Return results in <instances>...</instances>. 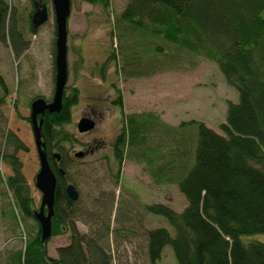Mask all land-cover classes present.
<instances>
[{
    "label": "trees",
    "instance_id": "trees-1",
    "mask_svg": "<svg viewBox=\"0 0 264 264\" xmlns=\"http://www.w3.org/2000/svg\"><path fill=\"white\" fill-rule=\"evenodd\" d=\"M84 1L113 14L112 0ZM36 2L31 0L26 20L8 0H0V42L10 46L17 58L30 46L26 33L38 31L33 22ZM23 21H28L29 30ZM113 31L122 71L129 77L191 71L201 59H208L239 92L237 102L228 101L222 133L202 121L181 124L197 125L194 141H182L181 126L166 123L158 113L125 115L112 143L119 172L125 158L146 163L155 184H176L187 201L182 212L163 203L144 204L147 213L166 217L175 229V235L166 227L146 230L148 260L158 264L170 244L178 264H264V242L244 240L264 234V0H128L114 14ZM0 82L6 95L9 89L1 75ZM78 97L77 87L71 95L64 92L59 110L47 111L41 124L44 149L57 176L52 237L71 234L70 243L58 248L57 258L47 251L51 237L45 243L41 240L35 200L17 155L25 145L7 131L10 145L5 147V159L12 166L7 185L19 216L11 209L16 221L33 219L36 225L23 238V246L7 254L6 264H115L111 234L126 230L111 226L113 213L120 221L119 202L115 210L112 199L107 214L94 220L98 226L82 233L76 226L80 199L72 200L66 190L68 181L78 188L66 147L77 143L68 124ZM55 153L61 155L59 161ZM114 176L119 178L118 172Z\"/></svg>",
    "mask_w": 264,
    "mask_h": 264
},
{
    "label": "rangeland",
    "instance_id": "rangeland-1",
    "mask_svg": "<svg viewBox=\"0 0 264 264\" xmlns=\"http://www.w3.org/2000/svg\"><path fill=\"white\" fill-rule=\"evenodd\" d=\"M8 2L28 20L31 0ZM127 2L112 0L113 14L107 15L101 5L84 0L70 1L66 71V82L70 86L65 93L71 95L77 87L79 97L72 109V122L68 124L77 143L73 147L67 143L66 147L73 159L70 172L80 192L77 228L82 233L91 232L99 224L94 220L104 217L108 212L106 208L112 206L111 201L115 199L113 206L117 210L119 202L120 221H115L113 213L112 229H126L111 234L115 264H151L146 255V230L166 227L175 235V229L166 217L147 213L144 204L163 203L182 212L187 201L176 184H155L146 172V163L125 158L119 172L112 143L125 124V115L154 112L175 127L197 120L222 133L220 125L225 121L228 101L237 102L239 92L226 82L218 64L208 59H201L191 71L127 76L117 52L119 42L113 36L114 14L121 12ZM36 3L37 8L46 5L48 18L37 27L36 33H26L29 48L17 58L10 46L0 42V75L9 89L5 95L0 82V264H6L11 250L23 246V238L32 233L36 225L33 219L22 221L18 217L16 221L11 209L13 207L18 215L13 192L7 185L8 176L12 174L10 160L5 159V147L10 145L6 142L7 131L15 133L25 145L26 149L18 150L17 155L22 161V172L35 200L37 214L43 200V192L37 185L41 162L28 117L36 97L52 100L56 90L57 22L52 0ZM24 24L29 30L28 21ZM91 113L97 116L96 126L81 133L77 124L85 114ZM178 131L182 141L197 139L198 128L193 123L181 126ZM79 151L88 154L77 158L75 154ZM116 172L119 178L114 176ZM125 215L128 222L123 218ZM70 235L67 232L51 237L47 242L48 254L57 258L58 248L70 243ZM250 239L264 242V234L244 237L245 241ZM158 264H178L172 245L164 248Z\"/></svg>",
    "mask_w": 264,
    "mask_h": 264
},
{
    "label": "water",
    "instance_id": "water-1",
    "mask_svg": "<svg viewBox=\"0 0 264 264\" xmlns=\"http://www.w3.org/2000/svg\"><path fill=\"white\" fill-rule=\"evenodd\" d=\"M56 14L57 39H56V90L53 99L48 102L44 97H36L31 104V122L35 134L36 145L40 157L41 168L37 175V185L43 192V200L38 213V221L41 227V240L45 243L52 237V218L54 215L55 189L57 185V176L52 169L48 156L45 152V142L43 141L41 124L42 119L39 116L47 111L54 112L59 110L62 105L64 92L66 89V71L68 54V16L70 14V0H52ZM48 18L47 7L43 5L42 9L33 16V22L36 27L43 24ZM96 126V121L89 117H82L77 124L78 130L88 132ZM84 151H79L76 157L84 156ZM54 156L61 159L59 153ZM65 175V170L60 168ZM68 196L72 200L80 198L79 189L74 183L67 185Z\"/></svg>",
    "mask_w": 264,
    "mask_h": 264
},
{
    "label": "flooded vegetation",
    "instance_id": "flooded-vegetation-1",
    "mask_svg": "<svg viewBox=\"0 0 264 264\" xmlns=\"http://www.w3.org/2000/svg\"><path fill=\"white\" fill-rule=\"evenodd\" d=\"M44 5V4H43ZM43 5L41 6V7H39V8H37L36 9V11H35V13L36 12H38V11H40L41 9H42V7H43ZM34 13V14H35ZM34 14H33V16H34ZM109 58H112V57H109ZM114 60H115V58H114ZM104 70V69H103ZM68 86H70V85H67V82H66V89L68 88ZM65 89V90H66ZM67 95H69V94H67ZM48 102H50L51 100H47ZM116 103L119 105V104H121L120 103V101H118V100H116ZM44 115V114H43ZM43 115H41V117H39V119H42L43 120ZM83 117H89V118H91V119H93V120H95L96 121V115L95 114H93V113H91V114H85ZM43 122V121H42ZM96 123H97V121H96ZM100 146V145H99ZM99 146H97V148H99ZM112 150H113V156H114V149H113V145H112ZM86 154H88L87 152H85V154H84V156L86 155ZM116 160V159H115ZM116 162H117V160H116ZM117 164H118V162H117ZM110 166L109 167H111V163L109 164ZM122 165V164H121ZM118 166H119V164H118ZM69 183H71V182H69L68 181V183H67V185L69 184ZM67 185H66V190H67Z\"/></svg>",
    "mask_w": 264,
    "mask_h": 264
},
{
    "label": "bare ground",
    "instance_id": "bare-ground-1",
    "mask_svg": "<svg viewBox=\"0 0 264 264\" xmlns=\"http://www.w3.org/2000/svg\"><path fill=\"white\" fill-rule=\"evenodd\" d=\"M63 102H64V99H63ZM16 103V102H15Z\"/></svg>",
    "mask_w": 264,
    "mask_h": 264
}]
</instances>
